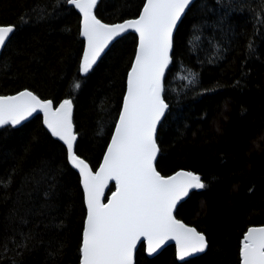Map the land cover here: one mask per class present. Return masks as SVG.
I'll list each match as a JSON object with an SVG mask.
<instances>
[{"label": "trees", "instance_id": "obj_1", "mask_svg": "<svg viewBox=\"0 0 264 264\" xmlns=\"http://www.w3.org/2000/svg\"><path fill=\"white\" fill-rule=\"evenodd\" d=\"M139 7L142 0H99L94 13L114 23L138 15ZM0 24L16 25L0 53V95L27 87L56 103L71 99L75 152L95 169L118 116L135 35L117 39L82 76L79 14L66 0H0ZM192 73L195 83H188L184 76ZM163 96L168 109L157 130L155 166L162 175L185 169L202 177L206 186L192 191L175 217L203 232L207 248L179 262L173 245L148 258L141 244L135 264H239L243 232L264 224L262 0H194L173 36ZM0 179L9 181L6 190L0 185V244L11 234L3 218L19 198L30 210L22 230L35 233L25 264H78L83 190L39 115L0 128ZM114 189L110 184L105 199ZM0 264H12V253L0 249Z\"/></svg>", "mask_w": 264, "mask_h": 264}, {"label": "snow or ice", "instance_id": "obj_2", "mask_svg": "<svg viewBox=\"0 0 264 264\" xmlns=\"http://www.w3.org/2000/svg\"><path fill=\"white\" fill-rule=\"evenodd\" d=\"M191 2L142 0L138 15L118 23H105L94 13L97 0H66V4L74 6L79 13V36L83 38L78 61L80 74L89 73L105 47L121 33L131 29L136 38L115 126L95 169L75 152L77 135L71 99L56 103L54 99H42L27 87L13 94L0 95V126H15L33 113L42 114L44 127L62 142L67 163L78 170L86 209L78 264H134L138 241L152 254L172 240L179 259L201 253L207 247L203 232L173 214L177 202L187 196L190 189L206 186L202 177L185 169L162 175L154 164L159 151L157 125L168 108L163 93L173 31ZM15 29L14 24H0V46L5 45ZM195 76L192 73L184 79L195 83ZM74 86L78 88L79 82ZM29 180L33 185L40 183L35 176ZM109 181L115 182V190L104 202L102 197ZM0 185L6 190L9 181L0 179ZM53 188L54 185H48L45 198H51ZM47 199L42 207H48ZM22 204L18 198L3 218L5 230L11 228V234L0 244V249L12 253V264H25L24 255L31 250L35 239L34 232L22 230L30 211L22 210ZM9 240L11 247L7 243ZM238 255L239 264H264V224L247 227L239 240Z\"/></svg>", "mask_w": 264, "mask_h": 264}, {"label": "water", "instance_id": "obj_3", "mask_svg": "<svg viewBox=\"0 0 264 264\" xmlns=\"http://www.w3.org/2000/svg\"><path fill=\"white\" fill-rule=\"evenodd\" d=\"M194 0H192V2H193ZM98 2H99V0H97V4H98ZM191 2V3H192ZM97 6V5H96ZM96 6H95V8H94V12H95V9H96ZM74 7V6H73ZM188 8V7H187ZM187 8H186V10H187ZM75 9V8H74ZM76 11H77V13H78V10L77 9H75ZM79 14V13H78ZM183 15L184 14H182V17H183ZM182 17H181V19H182ZM128 19V18H127ZM181 19L178 21V23H177V26H178V24L180 23V21H181ZM122 21V20H121ZM121 21H118V22H121ZM118 22H114V23H118ZM177 26L174 28V31H173V36H174V33H175V31H176V28H177ZM127 33H133L134 35H135V33H134V31L133 30H131V29H129V30H127L125 33H121L120 34V36H118V37H115L112 41H110L109 42V44L105 47V49H104V51L101 53V55L97 58V61H96V63L93 65V67L98 63V61L102 58V56L107 52V50L110 48V46L117 40V39H119L120 37H122L123 35H125V34H127ZM11 35L12 34H10V37H11ZM82 38V37H81ZM83 39V38H82ZM9 39H7V41H8ZM7 41H6V43H7ZM6 43H5V45H6ZM5 45H3V46H0V53H1V51L3 50V48H4V46ZM171 52H172V49H171V51H170V57H171ZM171 60V59H170ZM170 64V63H169ZM168 68V67H167ZM167 68H166V70H167ZM88 74V73H87ZM87 74H81L82 76H85V75H87ZM8 95V94H7ZM168 109V108H167ZM167 109H166V111H167ZM165 114H166V112H165ZM164 114V115H165ZM37 115H39L40 117H41V120H42V114H39V113H33L31 116H29V117H27L25 120H23V121H21V123L20 124H18V125H15V126H12V127H18V126H20V125H22L23 123H25V122H27L28 120H30L31 118H33L34 116H37ZM163 117L164 116H162V118H161V121H162V119H163ZM161 121L160 122H158V125H157V130H158V126H159V124L161 123ZM43 124V123H42ZM5 126V125H4ZM44 126V125H43ZM1 127H3V126H0V128ZM73 127H74V125H73ZM46 129V128H45ZM47 130V129H46ZM48 131V130H47ZM74 132H75V130H74ZM156 135H157V133H156ZM54 139H56V140H58L57 138H55V137H53ZM110 138H111V136H110ZM59 141V140H58ZM59 142H61V141H59ZM62 143V142H61ZM75 143H76V141L74 142V147H75ZM158 153H159V151H158ZM157 157H158V154H157ZM102 158H103V156H102ZM102 158H101V160H102ZM156 160H157V158H156ZM156 160L154 161V164H156ZM70 165V164H69ZM71 166V165H70ZM99 166V165H98ZM97 166V167H98ZM72 167V166H71ZM73 168V167H72ZM74 169V168H73ZM76 172H77V174L79 175V173H78V170H76V169H74ZM170 175V174H169ZM110 184H114L115 185V182L114 181H109V184L105 187V195H106V192H107V190H108V188H109V185ZM82 188V187H81ZM202 189V188H201ZM201 189H190L189 190V194L192 192V191H195V190H201ZM115 190V189H114ZM111 194V193H110ZM109 194V195H110ZM189 194L187 195V196H185V197H183L180 201H178L177 202V205H176V207L174 208V210H173V214H174V216H175V211H176V208L179 206V204L180 203H182L183 201H185L186 199H187V197L189 196ZM102 200L104 201V202H107V199H105V196L104 197H102ZM183 222V221H182ZM191 226V225H190ZM194 227V226H193ZM141 244H143L142 242H139L138 241V243H137V247H136V249H135V251H134V264H135V254H136V251L138 250V248H139V246L141 245ZM168 245H173L174 246V249H175V242L174 241H172V240H169V241H166L163 245H161L160 246V248H158L155 252H153L152 254H149V253H147L146 251H145V246H144V244H143V246H144V253H145V255H146V257H148V258H152V257H154V256H156L158 253H160V251L163 249V248H165L166 246H168ZM207 248V247H206ZM206 250V249H205ZM204 250V251H205ZM203 251V252H204ZM203 252H201V253H203ZM201 253H197V254H194L193 256H195V255H198V254H201ZM175 257H176V255H175ZM190 257H192V256H190ZM187 258H189V257H185V258H183V259H179V258H177L176 257V260L177 261H179V262H182V261H184L185 259H187Z\"/></svg>", "mask_w": 264, "mask_h": 264}, {"label": "bare ground", "instance_id": "obj_4", "mask_svg": "<svg viewBox=\"0 0 264 264\" xmlns=\"http://www.w3.org/2000/svg\"><path fill=\"white\" fill-rule=\"evenodd\" d=\"M226 114V113H225ZM163 250V249H162ZM161 252V251H160ZM159 254V253H158Z\"/></svg>", "mask_w": 264, "mask_h": 264}]
</instances>
